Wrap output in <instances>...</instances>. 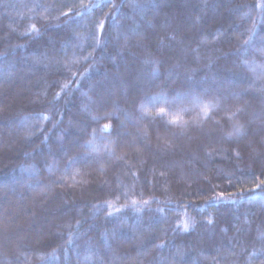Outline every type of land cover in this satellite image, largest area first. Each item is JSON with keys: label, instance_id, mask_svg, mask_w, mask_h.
I'll use <instances>...</instances> for the list:
<instances>
[{"label": "trees", "instance_id": "1", "mask_svg": "<svg viewBox=\"0 0 264 264\" xmlns=\"http://www.w3.org/2000/svg\"><path fill=\"white\" fill-rule=\"evenodd\" d=\"M63 2L72 0H0V86L8 88L5 93L0 90V264H99L101 260L104 264H213L217 249L227 257L222 264H262L264 193L257 190L251 201L247 196L252 195L248 189L258 182L254 175L264 179V91L260 90L264 81L257 80L250 87L248 78L252 73L240 61H254L252 67L264 61L259 56L238 54L243 39L238 38L239 32L250 25L240 19L241 12L232 9L264 0H160L162 10L155 15L132 8L135 3L149 0H127L123 11L137 21L145 17L156 23L157 39L174 34L182 41L165 50L163 59L168 62L159 76L152 77L151 65L142 63L147 53L135 47L128 50L120 40V55H116L112 45L104 50L98 48L93 53L98 62L80 82L81 89L50 105L49 101L59 91L54 82L64 80L56 61H68L81 53L71 43L61 49L63 34L71 30L63 27L45 30L40 19L42 9L35 5ZM198 18L200 24L193 27L190 21ZM118 23L122 25L120 31L134 27L128 19L121 18ZM30 24L40 29L39 35L21 37L19 33ZM236 24H240V29L233 31ZM161 25L166 28L161 29ZM217 31L225 35L214 40ZM111 36L115 42L116 32ZM259 36H264V25L258 27ZM205 39L208 44L200 47L197 60L191 49ZM150 51L156 55L154 45ZM45 52L46 59L41 57ZM110 56L115 57L118 67ZM174 65L182 67L170 74L168 70ZM77 67L83 70L85 66ZM96 81L103 82V88L97 92V106L107 112L115 108L126 124L119 129L125 146L117 147L116 155L126 154L128 163L140 177L138 180L131 176L123 161L114 160L109 153L108 149L115 146L108 144V140L114 136L86 143L89 137L84 130L90 121L81 111L84 99L81 91L88 92L87 85ZM189 90L199 95L218 91L228 95L246 93L232 99L231 107L244 109L238 122L245 126L247 134L235 144L221 140L236 122H226L221 113L215 119L222 128L207 125L211 139L200 132H192L188 138L179 135L176 129H173L176 135H172L152 124L145 125L148 136L140 143L134 126L139 116L134 108L137 98L145 93L155 95L163 91L171 96ZM124 113L131 121L125 119ZM38 114L51 117V123ZM61 114L63 122L53 128ZM69 121H78L79 126L70 128ZM112 124L115 127L117 121ZM37 125L45 132L29 136ZM43 135L49 139L41 143ZM157 136L163 139L157 140ZM132 140L137 141L138 151L128 146ZM165 143H170L174 151H161ZM220 147L226 151L216 154L213 150ZM234 151H239L242 158L235 159ZM206 152L213 155L209 157ZM26 153L32 154L31 158ZM89 153L93 158H88ZM74 157L78 162L72 163ZM45 161L52 166L51 170ZM32 167L40 174L25 171ZM153 170L165 175H153ZM61 176L64 181L53 183L60 181ZM228 177L232 178L231 183ZM37 180L41 181L39 188ZM129 188L134 193L131 199L154 197L161 203L132 207L130 200L121 195ZM221 192L224 197L214 199ZM109 203L122 207V211L109 216L114 211ZM181 203L190 205L186 211L196 221L193 231L172 230L177 213L182 211L177 208ZM158 208H163V213ZM164 217L167 222H163ZM208 219L213 224L208 225ZM160 243L167 246L164 249L154 246ZM177 250L182 261L177 258Z\"/></svg>", "mask_w": 264, "mask_h": 264}, {"label": "snow or ice", "instance_id": "2", "mask_svg": "<svg viewBox=\"0 0 264 264\" xmlns=\"http://www.w3.org/2000/svg\"><path fill=\"white\" fill-rule=\"evenodd\" d=\"M127 0H121L120 3H117L116 0H88V3H84L83 0H72V2H63L60 4L50 3V4H36V8L42 9L41 21L42 26L47 30L49 27H63L65 29H70L71 31H66L63 34V43L60 45L61 49H66L71 43L76 49L79 50L81 55L77 56L74 54L73 58L68 61L57 60L58 70L61 72V75L64 76V80H57L54 82V87H58L59 91L55 93L52 100L49 101L50 105H55L62 99V96H68L76 90L81 89V81L88 76L90 72L94 70L95 64L98 62L97 58L93 53L99 48L104 50L112 45L116 51V55L121 54V45L120 40H123V47L131 50L135 47L140 51L147 53L146 58L142 60L143 64L151 65L152 77H157L160 74L161 68L168 62L163 59L165 50H171L174 46H177L182 43L181 40H178L176 35L168 34L164 38L157 39V24L152 20H147L145 17H141L139 21L136 20L135 16H129L126 14L123 9ZM133 10H140L142 12L155 15V12L161 11L160 0H149L148 3H135L132 5ZM65 9H67L65 11ZM104 9H108L107 12ZM244 9H247L246 11ZM253 9L256 10V15L253 16ZM233 12H241L242 15L240 19L245 21L246 24L250 25L244 27L242 31L239 32L238 38H243L241 43L237 48V52L240 55H254L259 56L262 61H264V36L258 37V27L264 25V2H259L254 5H243L239 8L232 9ZM124 18L131 20L134 27H129L127 31H120L122 25L118 23V20ZM193 27H196L200 24V18L195 21H190ZM235 23V22H234ZM75 25L76 28H72ZM161 29H165L166 25H161ZM81 29L83 31H81ZM240 24H236L233 31L239 30ZM115 31L116 41L114 42L111 36V33ZM40 29L36 27L35 24H30L27 26L24 32L19 33L21 37H31L39 35ZM86 33V35H85ZM225 33L223 31H217L213 34L214 40H219ZM130 41H135L134 44ZM167 41V43H165ZM87 43V48L85 47ZM208 41L201 40L196 48L191 49L192 53L195 54L196 59L199 60V51L200 47L206 46ZM155 47L156 55H153L150 49ZM259 45V46H258ZM51 46L55 47V34L51 42ZM18 47L23 48L24 45H18ZM92 51H88V49ZM157 55L161 58H157ZM42 58H48V53H42ZM109 59L111 62L116 65V60L114 56H110ZM211 61V58H209ZM254 61L248 59H243L240 61V65L250 71L252 76L248 78V83L250 87L255 86L257 80L264 81V62L256 64L255 67H252ZM78 65H83V70ZM118 67V65H116ZM182 67V65H174L173 69H169V73L175 69ZM208 67H211V62L208 64ZM75 69V70H74ZM259 70V71H257ZM88 92L92 93V96H97V92L103 88L102 81L90 82L88 85ZM261 91H264V85L261 86ZM88 92L81 91V96L84 98L82 103L83 107L81 111L84 112L90 123L88 128L84 130L85 135L89 137L86 143L91 144L96 138L106 139L107 137L114 136V139H109L108 144L115 147L108 149L112 158L116 161H123L127 166L131 176L138 180L140 177L137 174V171L134 170V166L128 163L126 154L116 155V148H123L125 145L121 141V136L123 133L119 129L126 127L124 121L120 120V114L114 110L112 112H107L103 107L97 106V99H93L92 96L88 95ZM46 95V93H45ZM246 95V93H232L231 95L225 94L222 91L218 92H204L203 95L196 94L195 92L189 90L182 93H176L175 95H169L163 91L153 95L150 93H145L142 97L137 98L134 102V108L139 113L138 119L134 122V126L137 128V136L140 138V143L144 142V138L148 136L147 128L145 125L158 124L161 129L166 133H173V129L178 130V134L191 138L192 132H200L210 139L212 137V132L207 128L208 123L216 125L218 128H222L219 120H216L215 117L224 113L222 119L226 122L232 123V130L227 132L224 136L221 137V140L232 141L234 144L242 139L247 133L245 132V126L240 124L239 118L244 112L243 108L236 107L235 110L231 107V100L237 96ZM104 111V115L93 114V112ZM40 118L44 121L51 123V117L43 116L41 114ZM125 119L131 121V118L127 113H124ZM116 120L117 125L114 127L112 121ZM102 121H108L107 123H102ZM63 122V115H60L57 123L52 124L53 128H56L58 124ZM97 125V127H92V125ZM79 126V122L69 121V127L75 128ZM63 131V129L61 130ZM36 132L44 133L45 129L36 126L33 133H30L29 136L35 134ZM106 134V135H105ZM131 135V134H129ZM49 138L47 135H43L41 143H44ZM163 139L160 136H157V140ZM133 148H137V141L132 140L128 145ZM39 151V150H38ZM138 151V148H137ZM161 151L167 153L172 152L174 149L170 143H165ZM213 151L216 154H223L226 150L223 147H220L218 150L214 149ZM55 156V153H50ZM31 158L32 154L26 153ZM206 155L211 157L213 152H206ZM88 158H93L92 154H88ZM234 158L241 159L239 151H234ZM138 159V163H143V161ZM78 162L77 158H73L72 163ZM45 165L48 170H51V165ZM25 171L32 173L34 175H39L35 167L27 168ZM153 175H158L163 177L165 173L163 171L156 173L153 170ZM258 179V182L255 183L253 188L248 189L249 193L252 195L247 196L248 200H254L255 193L259 190L261 193H264V179ZM229 183L232 182V178L228 177ZM239 180L240 178L237 177ZM65 177L61 176L60 181H53V183H58L64 181ZM41 186V181L37 180L36 187ZM134 187V186H133ZM244 192V189H241V193ZM121 195L126 199L130 200L131 206L136 207L138 204H142L144 207H150L151 203L155 201L153 197L151 200H142L137 201L131 199V196L134 195L132 189L129 188L127 191H122ZM224 193H219L218 196L214 199H222ZM117 200L120 199L119 196L116 197ZM161 203L160 201H155ZM108 206L113 208V212H109L108 215L112 216L114 213H119L122 211V207H115L113 204L109 203ZM190 205L187 204H178L177 208L182 209V211L177 213L176 220L173 222V231L180 232H190L195 229L196 221L193 218L187 216V208ZM127 207V205L123 206ZM264 207V204H262ZM158 212L163 213V208H158ZM123 219V218H122ZM163 222H167V218H162ZM208 225L213 224L212 219L206 221ZM69 227H72L69 225ZM76 227H79V222H77ZM222 231H227L223 229ZM115 235V233H113ZM260 238L264 240V233L260 234ZM6 240L8 237L5 238ZM68 243H72V233H68ZM156 248L164 249L167 245L166 243H160L154 245ZM232 248L231 245H229ZM178 251V259L182 261V255ZM262 257H264V248L260 249ZM232 254L235 255L234 248H232ZM227 257L220 254V250L217 249V255L213 257V264H222V261H226ZM99 264H104L103 260ZM234 264V262H233ZM262 264H264V259H262Z\"/></svg>", "mask_w": 264, "mask_h": 264}, {"label": "rangeland", "instance_id": "3", "mask_svg": "<svg viewBox=\"0 0 264 264\" xmlns=\"http://www.w3.org/2000/svg\"><path fill=\"white\" fill-rule=\"evenodd\" d=\"M174 4V3H173ZM0 90H3L4 93L6 90H8V88H6V86H0ZM10 92H7V94H9Z\"/></svg>", "mask_w": 264, "mask_h": 264}]
</instances>
